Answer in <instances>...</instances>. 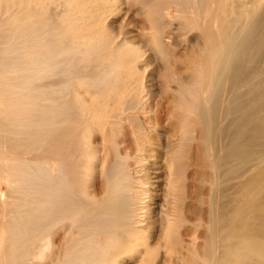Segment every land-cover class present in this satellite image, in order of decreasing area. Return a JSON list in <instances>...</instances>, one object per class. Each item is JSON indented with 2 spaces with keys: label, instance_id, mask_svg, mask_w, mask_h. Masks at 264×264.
I'll return each instance as SVG.
<instances>
[{
  "label": "bare ground",
  "instance_id": "obj_1",
  "mask_svg": "<svg viewBox=\"0 0 264 264\" xmlns=\"http://www.w3.org/2000/svg\"><path fill=\"white\" fill-rule=\"evenodd\" d=\"M132 263L264 264V0H0V264Z\"/></svg>",
  "mask_w": 264,
  "mask_h": 264
},
{
  "label": "rangeland",
  "instance_id": "obj_2",
  "mask_svg": "<svg viewBox=\"0 0 264 264\" xmlns=\"http://www.w3.org/2000/svg\"><path fill=\"white\" fill-rule=\"evenodd\" d=\"M135 9H136V5H129V7H128V5L124 6L122 13H120L119 16H117L116 18L111 19L109 21L110 27L113 28V30H115V31L119 28L123 29L124 31H129L131 29L130 31L133 34H136L137 35L136 38L139 39L140 35L138 36L137 32H142L145 30L147 31L148 27L144 21L145 19L142 16V14L139 15V13H137V11ZM126 10H128V14L126 15V18L121 19L124 17ZM134 10H135V12H134ZM118 19H119V21H118ZM113 20H114V22H113ZM116 20H117V22H116ZM128 24H129V26H128ZM143 28H144V30H143ZM139 40L142 43L146 44L147 39L145 37H141ZM188 50H189V48L186 49L184 47V45L176 46V50H173L172 48H170L167 50L166 62H164L162 60H157L154 63L155 68L153 67L154 69H151L150 72H152V74H153L152 75L153 82L157 88H159V87L161 88L163 86V84L165 83V80H170V78H171L170 74H172V68L171 67L175 66L176 64H178V66H180L181 72L183 74H185L186 65L189 63V58H187ZM165 64H167V68H165ZM158 132H160V131H158ZM193 134H194V136H196V132H194ZM190 149H191L190 152L192 154L194 149H195L194 142L192 143ZM190 162H192V160H190ZM186 175H187L186 181H188L190 179V170H187ZM186 186H187L186 188L188 189L189 188V181L186 182Z\"/></svg>",
  "mask_w": 264,
  "mask_h": 264
}]
</instances>
